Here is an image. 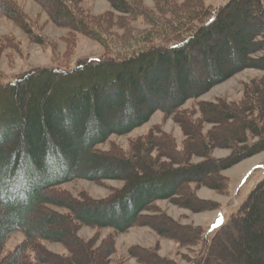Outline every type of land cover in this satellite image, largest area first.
I'll use <instances>...</instances> for the list:
<instances>
[{
  "label": "trees",
  "instance_id": "obj_1",
  "mask_svg": "<svg viewBox=\"0 0 264 264\" xmlns=\"http://www.w3.org/2000/svg\"><path fill=\"white\" fill-rule=\"evenodd\" d=\"M32 1L67 29L60 37L64 56L77 35L99 43L104 53L72 68H36L8 81L0 70V264H109L113 235L95 245L78 237L83 226L116 233L149 227L182 248L201 246L191 264H264V179L211 238L156 204L201 212L198 189L227 192L223 172L264 151V0L219 6L105 0L110 9L97 15L84 0ZM0 15L34 44L50 48L54 59V42L13 0H0ZM5 45L18 49L15 42ZM247 69L262 75L244 87L240 100L183 108ZM156 112L179 125L181 144L154 128L126 149L110 142ZM215 149L230 153L213 157ZM75 180L123 185L104 199L76 198L62 189ZM16 232L24 239L5 253ZM44 242L63 245L68 255L49 251ZM129 254L137 264H176L157 247L134 246Z\"/></svg>",
  "mask_w": 264,
  "mask_h": 264
},
{
  "label": "rangeland",
  "instance_id": "obj_2",
  "mask_svg": "<svg viewBox=\"0 0 264 264\" xmlns=\"http://www.w3.org/2000/svg\"><path fill=\"white\" fill-rule=\"evenodd\" d=\"M13 1L33 22L40 26L42 25L39 32L54 42L55 56L53 59L50 48H42L34 44L19 26L0 15V47L3 50L0 55V70L7 81L11 80L14 75L26 73L32 69L65 65L72 68L79 61H95L103 55L104 50L99 43L83 35H77L74 47L64 56L66 44L61 41L60 37L68 32L67 29L51 23L47 14L34 1ZM177 1L180 2L181 0ZM204 1L209 5L219 6L227 0ZM145 3L148 5L152 4L151 0H145ZM82 5L95 15L110 9L108 2L105 0H84ZM7 40L17 43L18 49H9L6 45L4 46ZM261 75L262 72L258 70H244L215 86L202 97L188 101L183 108L195 107L202 101L215 102L221 98L231 102L238 101L243 96L244 87L253 78ZM153 128L171 134L178 145L184 140V135L179 125L172 118L166 119L161 112H156L147 124L127 136H112L110 142L126 149L130 140L142 136ZM102 148L107 149L108 143L103 145ZM229 153V150L215 149L212 152V156L223 158ZM200 160L197 157L192 158L194 163ZM223 174L228 179L227 192H217L207 187H201L195 192L196 196L205 202L202 205L205 210L201 212H193L178 207L169 201H159L156 204L178 223L200 227L206 237L211 238L216 229L229 219L239 205L247 199L256 185L264 179V151L236 164L224 171ZM122 185L121 181L94 183L86 180H75L64 184L62 189L76 198L87 196L93 199H104L110 196L113 190L121 188ZM77 234L84 241L93 240L95 245H99L109 234L113 235L115 253L111 256L109 264H137L136 259L129 254L130 248L134 246L157 247L158 254L161 257L174 261L176 264H191L201 248V246L182 248L175 241L160 237L151 228L142 226L133 227L125 233H116L110 228L98 229L83 226L78 230ZM23 239V235L19 232L12 234L5 245L4 252L7 253L12 250ZM44 245L51 252L68 255V251L59 243L44 242Z\"/></svg>",
  "mask_w": 264,
  "mask_h": 264
}]
</instances>
